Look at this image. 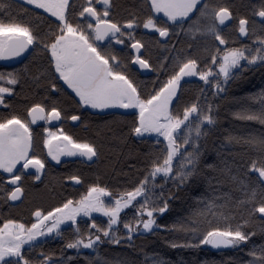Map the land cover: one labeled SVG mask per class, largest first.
<instances>
[{"label": "snow or ice", "instance_id": "obj_1", "mask_svg": "<svg viewBox=\"0 0 264 264\" xmlns=\"http://www.w3.org/2000/svg\"><path fill=\"white\" fill-rule=\"evenodd\" d=\"M26 4L50 13L57 20L58 31L43 45L45 51H50V71L54 68V81H63L78 97L77 103L81 106L100 110H137L130 128L131 134L141 139H151L154 134L155 143L164 144L160 154L150 158L149 170L131 190L114 195L107 188L93 184L87 189V194L78 200L69 198L46 213L36 209L32 214L36 218L35 222L30 225L13 219H7L0 225V264H65L66 258L55 260L51 254L44 253H41L42 259L34 261L26 255V246L30 250L42 242L37 238L61 236V226L65 222H70L73 229V238L65 246L76 250L78 254L81 250L96 251L104 243L119 245L123 239L131 243L136 235L164 227L158 225L157 216L163 215L169 209V198L164 193L163 183L159 185L160 191H155L158 187L156 180L159 178L164 183L172 181L180 186L194 177L201 158L200 141L207 134L205 129L215 123L210 103L193 102L185 106L182 113L174 111V104L179 100L178 89L182 79L198 77L206 88L215 90L214 96L224 92L225 86L237 72L258 65L264 66V37L256 38L260 46L254 51L246 47L227 46L228 41L222 36L219 26L230 21L233 14L228 7L221 6L212 12V24L195 31L212 35L219 45L225 47L216 46L210 55V62H206L204 67L200 66L196 58L177 57L178 71L155 90L154 94L144 97L133 80L122 70L118 57L98 43L107 38L109 47L112 41L122 45L127 37L131 41V48L139 53L144 45L131 31L137 24L135 17L127 19L123 24L114 21L111 18L112 0H85L78 11V16L84 18L85 24L73 23L68 18L69 11L75 8L74 0L72 3L70 0H26ZM97 4H102L103 8L98 9L95 6ZM198 5H201V0H150L149 14L143 20V28L154 29L160 37H169L175 29L192 32L191 24L188 29L183 27L192 19L190 14H209L210 5L206 0L202 6ZM3 7L0 4V8ZM161 13L166 18L163 25L157 18ZM254 15L264 19V3ZM248 24L247 18L239 19L238 31L242 36L248 35ZM37 40L23 23L0 21V59L20 56ZM132 59L141 68L151 67L142 55H136ZM0 81L8 85L0 83V105H4L5 94L13 93L19 79L16 73L9 71L0 72ZM51 88L58 90L57 83L53 82ZM254 99H259L258 110L243 108L236 115L242 120L264 124V93ZM27 113L32 124L38 119H61V111L57 107L53 106L49 111L40 103L33 104L27 109ZM70 119L78 121L80 116L71 115ZM44 132L47 134L43 140L47 155L57 163L62 156L78 155L92 160L98 155L93 144L79 142L62 130L58 132L45 127ZM229 139L238 140L234 137ZM244 142L259 152V158L250 161L249 171L258 173L259 182L264 186V136H251ZM32 149L33 135L29 122L17 115L0 119V170L7 174V183L12 185L11 191L5 189L7 199L11 201L21 198L23 188L20 182L24 175L29 174L25 170L35 169L34 179H41L40 174L45 163ZM68 179L80 183L77 175H71ZM3 182L4 178L0 175V183ZM244 190V199L236 200L235 204L228 200L217 203L219 197L207 198L204 207L193 213L187 222L180 221L173 226V230L185 234L184 243L173 240L170 246L176 248L210 245L219 249L236 247L249 241L252 233L245 230L246 220L242 219L232 227L230 215L234 218L235 213L231 208L245 207L250 216L259 213L264 218V194L258 199L255 188L250 192L247 187ZM130 208L133 215L128 219L125 210ZM94 213L101 214L106 222H98L93 216ZM78 217L87 218L85 231L81 230ZM220 218L226 222L225 226L213 223V220ZM249 255L252 259L248 264H264V248H253Z\"/></svg>", "mask_w": 264, "mask_h": 264}, {"label": "trees", "instance_id": "obj_2", "mask_svg": "<svg viewBox=\"0 0 264 264\" xmlns=\"http://www.w3.org/2000/svg\"><path fill=\"white\" fill-rule=\"evenodd\" d=\"M113 1L123 8L127 2L139 0ZM228 1L236 15L247 17L250 21L252 10H259L264 3V0ZM74 3L75 8L69 11L68 18L76 23L80 5L85 0H74ZM0 4L4 5L0 8V21L23 23L38 38L26 61L9 69L18 75L19 83L14 86L12 94L5 96V104L0 106V119L17 115L27 121V109L33 104L40 103L49 111L55 106L63 118L80 115L81 123L77 126L65 124V130L73 139L93 144L98 152L97 157L90 161L76 158L56 164L49 159L43 147H38L36 155L45 163L41 179L24 182V201L15 208L9 219L30 224L36 209L46 213L69 198L78 200L87 194V189L93 184L107 188L114 195L131 190L149 170L150 158L159 155L164 144L157 145L154 137L141 139L131 134L135 110L97 112L83 109L77 103V97L62 81H54V68L50 71V51H45L43 45L58 31L56 18L22 0H0ZM260 37H263V33ZM242 44L235 39L229 40L228 46L242 47ZM216 46L218 44L213 41L197 40L192 52L177 50L178 55L158 66L159 72L153 77L143 78L138 73L126 71L125 74L133 80L142 96L147 97L178 71L177 57L196 58L204 67L206 62H210V55ZM251 46L256 48L252 42ZM53 82L57 83L58 90L51 88ZM214 91L206 88L204 82L198 79L183 82L179 90L174 111L182 113L183 108L193 102L210 103L215 123L205 129L207 134L200 141L201 158L194 177L180 186L172 181L164 183L159 178L156 180L158 187L155 191L159 192V185L163 183L164 193L169 198V209L157 216L158 225L164 227L136 235L131 243L123 239L119 245L104 243L96 251L81 250L78 254L65 246L73 238V229L68 222L62 225L61 236L44 238L30 250L26 247V255L36 261L42 259L41 253L51 254L55 260L66 258L65 264H248L252 259L249 251L264 248V218L259 213L250 216L245 207L231 208L235 215L234 218L230 215V222L235 227L242 219L246 220L245 230L252 233L249 241L225 250H215L205 245L170 246L173 240L184 243L185 234L173 230V226L180 221L187 222L193 213L204 207L207 198L219 197L217 203L228 200L235 204L236 200L244 199L245 187L249 192L255 188L258 199L264 194L258 173L249 171L250 161L258 159L259 152L244 142L251 136H264V124L242 120L236 115L243 108L252 111L259 109V99L254 97L264 93V66L243 69L234 75L224 92L214 96ZM229 137L238 140H230ZM71 175L79 176L82 185L73 186L68 179ZM233 177L236 179L233 180ZM126 215L128 219L132 218L131 208L126 210ZM78 220L81 230L85 231L86 220ZM213 223L226 225L222 218L213 220Z\"/></svg>", "mask_w": 264, "mask_h": 264}, {"label": "flooded vegetation", "instance_id": "obj_3", "mask_svg": "<svg viewBox=\"0 0 264 264\" xmlns=\"http://www.w3.org/2000/svg\"><path fill=\"white\" fill-rule=\"evenodd\" d=\"M232 1V0H230ZM205 2V0H201L202 3ZM206 2L210 5L208 11L212 12L211 10H217L219 7L224 6L228 7L229 10L232 12V22L228 24L227 26H219L221 30L222 36L228 41L229 40H238L239 43H243L242 47H252V44L254 40H257L255 38L260 37L263 33L264 36V21L261 20L258 16L254 15V12L258 10H252V21L247 18L249 21V24L246 26L249 29L248 35L246 37H243L239 31H238V22L239 19L243 16L236 15L232 8H230L229 1L228 0H206ZM113 7L111 9V18L123 24L124 21L127 19L135 17L137 20L136 26H134V29L131 30L133 36L140 40L141 43L144 45L143 48L140 49L139 55H142V58L147 59L149 64L151 65L150 69L152 70V73L150 75L143 76L136 68L133 66V57L136 56L137 52L136 50L131 48V41L128 40L127 37H125V43L122 45L116 44L115 41L111 42V47H109V41L108 39H105L104 42L100 41L98 42L100 45L103 46L104 49L109 50L112 54L116 55L119 59L120 66L122 70L125 72H134L138 73L143 78H150L153 77L155 74L159 72L158 66L163 65L165 63V60H168L170 57H175L178 55L179 51L185 52H192L193 45L197 40H204V41H210L215 42L219 45L218 41H215L212 35H206L203 37H194L191 36V32H183L179 31V29H175L173 33H170L169 37H160L157 32H155L154 29H144L143 28V20L146 18V16L149 14V4L150 0H139V1H130L125 4V7L122 8L120 3H116L112 0ZM98 7V9H102L103 5H95ZM211 14V13H210ZM192 19L189 22H186L184 24V28L188 29L189 24L192 25V30L196 27V25H202L204 17L206 16H200L198 12H195V14H190ZM212 16V15H211ZM158 21L161 25H163L166 22V18L163 17V14H158ZM214 20V17H212ZM77 22H80L82 24H85V20L83 17L77 16ZM218 24V22H216ZM255 45V44H254ZM228 46V45H227ZM219 47L223 48L224 45H219ZM253 48V47H252ZM255 48V46H254ZM178 50V52H176ZM176 52V53H175ZM16 67V66H15ZM14 67H6L1 64L0 59V72H5L4 69H12ZM125 72V73H126ZM130 78V77H129ZM131 79V78H130ZM188 80H197L195 77H185L182 80V83L180 85V88L182 87L183 82H186ZM63 82V81H62ZM64 84V83H63ZM65 85V84H64ZM66 88L67 85H65ZM178 89V93L179 90ZM69 89V88H68ZM70 92H72L71 89H69ZM74 95L75 93L72 92ZM78 99V97H77ZM83 109L84 108L82 106ZM90 110V109H89ZM128 110H134V109H119L116 108L113 111H128ZM136 111V110H135ZM80 116V115H78ZM29 122V127L32 131L33 135V149L32 151L36 155V151L38 147H43L44 152L47 154V149L43 145V140L46 137V133L44 132V128L48 127L52 129L53 131H60L62 130L65 134H67L65 130V124H70L72 126H77L81 123V117L78 121H73L69 118H63L61 115L60 120H44L39 125H34L30 123L28 119L27 114V121ZM68 135V134H67ZM48 156V155H47ZM49 157V156H48ZM51 160V157H49ZM52 161V160H51ZM19 167V166H18ZM27 175H24L22 177L21 186L23 188V193L21 195V198L17 201H11L7 199V191H11L12 185L7 183V174H3L2 170H0V175L3 176L4 182L0 183V225L3 224V222L9 218H11V215H13V211L15 208L20 205L25 198V189H24V182H26L29 179H34L35 169H28L25 170ZM7 189V191H5ZM6 200V202H4ZM8 204V206H7ZM33 222H35V217L32 215ZM14 220V219H13ZM18 221V220H17ZM21 222V221H19ZM24 223V222H21ZM32 223V222H31ZM30 225V224H29ZM27 247V246H26Z\"/></svg>", "mask_w": 264, "mask_h": 264}, {"label": "rangeland", "instance_id": "obj_4", "mask_svg": "<svg viewBox=\"0 0 264 264\" xmlns=\"http://www.w3.org/2000/svg\"><path fill=\"white\" fill-rule=\"evenodd\" d=\"M22 1H25L26 2V0H22ZM42 10V9H41ZM44 11V10H43ZM212 12H213V10H211ZM209 12V14L206 16V17H204V19H203V22L201 23L202 25H196V27L192 30V32H191V36H194V37H203V36H206V35H203V34H201V32H196L195 31V29H197V28H199V29H201V30H203V29H205L207 26H209L210 24H212L213 23V19H212V17L213 16H211L212 15V12H210V11H208ZM211 13V14H210ZM48 14H50V13H48ZM51 15V14H50ZM55 18V17H54ZM209 35V34H208ZM264 37V36H263ZM256 39V38H255ZM253 43L256 45L255 47H259L260 45H259V41L258 40H254L253 41ZM249 49H252L253 51H254V49L251 47H248ZM7 72H9V70H5V72L4 73H7ZM195 78H197L198 80H199V78L198 77H195ZM183 80V79H182ZM0 83H3L4 84V86H6L5 85V82H3V81H0ZM181 83H182V81H181ZM6 95H9V94H5V96ZM1 106V105H0ZM84 108H87V109H90V110H92V111H97V112H106V111H113V110H115L116 108H110V109H105V110H100V109H91V108H88V107H86V106H83ZM137 111V110H136ZM153 137L155 138V135L153 134ZM162 138V137H161ZM163 139V138H162ZM76 158H81V159H84V160H87V161H90V160H88L87 158H83V157H80V156H73V157H66V156H62L61 157V161H63V160H67V159H76ZM95 158V157H94ZM52 160V159H51ZM60 161V162H61ZM52 162H54V163H56V164H59V163H57L56 161H53L52 160ZM42 173H43V171L41 172V176H42ZM126 211V210H125ZM93 216L95 217V218H97V221H99V222H106V218L105 217H102L101 216V214H98V213H94L93 214ZM78 218H84V217H78ZM85 220H87V218H84ZM68 222H65V224H67ZM62 227V226H61ZM51 237V236H50ZM38 240H42V239H44V238H37ZM205 246H210V245H205ZM232 247V246H231ZM87 251H92V250H87Z\"/></svg>", "mask_w": 264, "mask_h": 264}, {"label": "water", "instance_id": "obj_5", "mask_svg": "<svg viewBox=\"0 0 264 264\" xmlns=\"http://www.w3.org/2000/svg\"><path fill=\"white\" fill-rule=\"evenodd\" d=\"M98 5H101V4H98ZM260 18V17H259ZM262 20V18H260ZM264 21V19H263ZM232 22V19L230 21H226L225 22V25H221V26H227L228 24H230ZM243 37H246V36H243ZM107 39V38H106ZM105 41V40H104ZM102 41V42H104ZM33 46L34 45H30L29 46V50H27L25 53H22L20 56L18 57H12V58H8V59H1V64L6 66V67H15V66H18L20 64H22L23 62L26 61V59L29 57L30 53L32 52L33 50ZM136 55H139L138 53ZM133 66L134 68H136L143 76L145 75H150L152 73V70L149 68H141L139 66V64H136L135 62L133 63ZM28 119L29 121H31V117L28 116ZM44 120H40L38 119L36 121V123L34 125H39L43 122ZM73 122V121H72ZM70 183L73 185V186H81L82 185V180L80 179V183H77L75 181H72L70 180ZM231 246L229 247H222V248H213L211 246V248L215 249V250H225V249H229Z\"/></svg>", "mask_w": 264, "mask_h": 264}]
</instances>
